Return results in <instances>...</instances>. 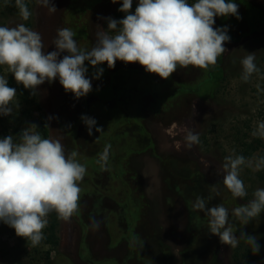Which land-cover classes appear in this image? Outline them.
Here are the masks:
<instances>
[{"label": "rangeland", "instance_id": "374dc122", "mask_svg": "<svg viewBox=\"0 0 264 264\" xmlns=\"http://www.w3.org/2000/svg\"><path fill=\"white\" fill-rule=\"evenodd\" d=\"M233 2L240 18L217 17L214 25L228 27V51L207 70L189 66L165 80L138 63L117 61L112 69L99 65L103 74L94 79L96 68L86 62L92 80L86 97L66 93L58 79L39 86L35 104L19 98L17 90L19 108L2 117L19 132L32 123L38 129L49 124V137L61 139L66 152L77 151L87 173L80 182V211L70 223L59 220L56 247H32L0 221V264H264V212L246 226L231 216L233 208L252 199L256 188H264L259 177L264 170L241 168L248 192L244 199L233 198L222 184L224 157L233 149L241 154L244 143H253L259 148L252 157L264 154V140L251 135L257 122L264 121V0ZM50 4H55V13L29 0L32 16L23 21L13 5L0 0V26L24 23L41 34L50 52L59 28L72 29L78 45L90 49L96 33L107 30L106 20L98 17H124L118 11L122 0ZM137 4L133 0L132 12ZM247 53H255L260 73L245 83L240 58ZM3 75L22 86L6 69ZM82 115L94 118L103 132L94 127L89 136ZM190 130L199 134L200 143L188 148L185 136ZM107 146L106 170L101 171L96 161ZM212 185L220 195L208 206L224 204L235 235L239 238L243 231L258 238V254L253 255L243 240L235 249L222 244L208 231L204 214L191 210L195 197L207 198ZM92 216L100 221L98 231L89 227ZM48 221L44 235L51 215Z\"/></svg>", "mask_w": 264, "mask_h": 264}, {"label": "clouds", "instance_id": "9594fccd", "mask_svg": "<svg viewBox=\"0 0 264 264\" xmlns=\"http://www.w3.org/2000/svg\"><path fill=\"white\" fill-rule=\"evenodd\" d=\"M111 2L116 4L119 0ZM36 3L50 13L57 11L50 0H36ZM4 5H13V0H4ZM132 5L133 0H122L118 9L124 13L122 19L98 17L106 20L107 30L96 33V41L90 49L80 47L76 32L67 27L57 29L52 41L55 50L46 52L41 34L24 23L0 26V66L32 95H36L45 82L51 84L58 79L66 93L79 99L92 91L86 62L96 68L94 79L103 74L104 69L99 65L106 63L112 69L117 61L138 63L146 72L165 80L178 69L192 66L207 70L216 66L218 59L228 51L225 44L231 40L227 26L214 27L216 18H240L239 6L233 0H194L193 3L189 0H138L134 12ZM13 6L23 21L31 18L26 0H14ZM240 65L242 82L247 83L253 74L260 73L255 53L241 57ZM14 108H19L17 90L9 86L6 75H0V116L12 115ZM51 119L53 117L48 118ZM81 120L89 136L94 127L97 132H103L101 127H96L94 118L82 115ZM37 129L32 123L21 129L18 138L13 135L0 138V221L32 247L45 239L43 230L51 213H55L58 220L70 223L80 211V182L87 173V166L80 162L77 151L66 152L61 139L45 138ZM251 135L264 140V121L257 122ZM185 142L188 148L199 144V134L188 131ZM109 149L110 146L105 147L96 161L101 171L106 170ZM243 166L253 171L264 170V156L246 158L233 149L224 157L222 184L236 199L248 195L240 178ZM219 195V188L212 185L207 198L195 197L191 210L204 214L208 231L218 236L222 244L235 249L243 240L253 255L258 254V238L243 231L238 238L224 204L208 206L214 196ZM262 212L264 188H256L252 199L233 208L231 216L246 226L259 220ZM200 221V216H196L195 222ZM89 227L98 231L100 221L90 217Z\"/></svg>", "mask_w": 264, "mask_h": 264}, {"label": "trees", "instance_id": "16d2710c", "mask_svg": "<svg viewBox=\"0 0 264 264\" xmlns=\"http://www.w3.org/2000/svg\"><path fill=\"white\" fill-rule=\"evenodd\" d=\"M26 2H27L28 7H29V0H26ZM13 3H14V0H13ZM12 9L15 11H18V9L15 8L14 6H12ZM118 16H119L118 18H121L120 15H118ZM4 71H5V67L0 66V75H3ZM8 82H9L10 87H14V88H16V90L20 91L19 95H18L19 98H21L24 101H28V102L35 104L34 102L36 100V95H32L30 93V90L24 89L23 86L16 87L13 84V79H11V78H9ZM38 131H40L41 134L45 138L49 137L48 128L40 127L38 129ZM19 133L20 132L18 129L11 127L8 124V121L4 117L0 116V137L1 138L5 137L7 135H13V136L17 135V138H18ZM257 144H260L259 140H257ZM243 145L245 147H244V150L241 154L244 155L246 158L252 157L254 152L256 150H258V148H259V147L255 146L253 143L252 144L251 143L250 144L244 143ZM262 156H264V154L261 155V157ZM259 177H260V179H264V173H259ZM50 215L52 216V222L50 223L49 233L47 235H45V239L41 243H43L45 245H52L53 247H56L58 245V238L56 237V229H57L59 220L57 219V216L55 213H51Z\"/></svg>", "mask_w": 264, "mask_h": 264}]
</instances>
